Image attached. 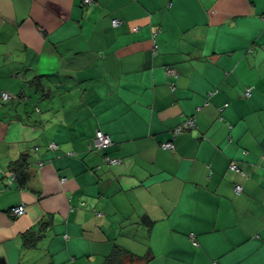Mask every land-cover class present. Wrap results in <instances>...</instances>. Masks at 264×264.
<instances>
[{
    "label": "crops",
    "instance_id": "0c3cea01",
    "mask_svg": "<svg viewBox=\"0 0 264 264\" xmlns=\"http://www.w3.org/2000/svg\"><path fill=\"white\" fill-rule=\"evenodd\" d=\"M2 92L0 264H264V0H0Z\"/></svg>",
    "mask_w": 264,
    "mask_h": 264
},
{
    "label": "built area",
    "instance_id": "2783aa9c",
    "mask_svg": "<svg viewBox=\"0 0 264 264\" xmlns=\"http://www.w3.org/2000/svg\"><path fill=\"white\" fill-rule=\"evenodd\" d=\"M95 2H96V0H82V4L84 7H89V6L93 5ZM112 25L116 27V26L120 25V21L117 19H114V20H112ZM166 75L168 77L175 78V79L178 76L177 72L173 68H169V67L166 68ZM170 87L173 88V83L170 84ZM244 96L245 97L250 96V90L249 89H247L245 91ZM16 98L17 97H14V96L8 94L7 92H2V94L0 96V103H6V102L12 101ZM195 128H196L195 119L193 117L186 118L182 121V123L180 125H178L174 129V134H179V133L184 132V131L193 130ZM94 143H95V147L97 149H103V148L109 147L112 144L110 137L107 134H104L102 132H97V134L95 136ZM161 147L163 149H166V150L174 151L173 141L163 143L161 145ZM49 148L51 150H56L57 146L54 143H51L49 145ZM104 162L107 164H114L115 165V164H118L120 161L118 159H111V158L106 156V157H104ZM228 168L231 172H239V168L236 165V163H234V162H231L230 165L228 166ZM13 176L15 177V174ZM234 190L237 194H240L242 192V187L240 185H235ZM10 212L13 216L19 217V216H22L26 213V208H25V206L20 205V206H16V207L11 208ZM190 237H191V241L193 242V244L196 245L194 236L191 235Z\"/></svg>",
    "mask_w": 264,
    "mask_h": 264
},
{
    "label": "trees",
    "instance_id": "16d2710c",
    "mask_svg": "<svg viewBox=\"0 0 264 264\" xmlns=\"http://www.w3.org/2000/svg\"><path fill=\"white\" fill-rule=\"evenodd\" d=\"M23 97L22 94L18 95L17 98ZM14 167L16 168V171L20 177L23 176L25 173L24 169H22V166L20 162H15ZM142 257L134 256L127 251L120 250L119 248H115L114 252L106 258L104 261V264H135L137 262L142 261Z\"/></svg>",
    "mask_w": 264,
    "mask_h": 264
}]
</instances>
